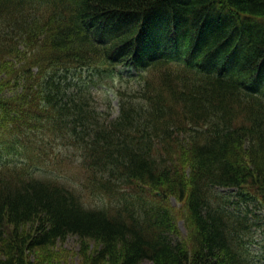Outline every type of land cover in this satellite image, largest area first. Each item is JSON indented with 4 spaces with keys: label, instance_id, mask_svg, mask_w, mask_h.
<instances>
[{
    "label": "trees",
    "instance_id": "obj_1",
    "mask_svg": "<svg viewBox=\"0 0 264 264\" xmlns=\"http://www.w3.org/2000/svg\"><path fill=\"white\" fill-rule=\"evenodd\" d=\"M86 68L135 71L115 117ZM54 146L96 205L40 172ZM258 225L264 0H0V264H57L69 235L81 264H260Z\"/></svg>",
    "mask_w": 264,
    "mask_h": 264
},
{
    "label": "rangeland",
    "instance_id": "obj_2",
    "mask_svg": "<svg viewBox=\"0 0 264 264\" xmlns=\"http://www.w3.org/2000/svg\"><path fill=\"white\" fill-rule=\"evenodd\" d=\"M81 72L75 77V85L89 88L92 99H94L95 111L101 120L109 116L111 118L115 117L118 114V102L115 95L117 90L130 93L135 91L139 85V78L132 69L117 68L115 75L110 78L99 77L91 68H86L83 71L81 70ZM107 99H110V104ZM79 156V152L75 149L54 146L53 158L42 166L40 172L45 176L62 180L67 186L81 191L84 201L88 205L93 206L98 203V200L87 192V174L82 170ZM172 203L176 209H181V204L175 200H172ZM180 230L183 234L185 233L182 223H180ZM88 242L94 247L95 243L93 241ZM79 247L80 242L77 236H67L55 248L60 257L57 264H81V257L78 252ZM250 249L254 253L255 259L257 258L260 264H264V232L261 227H256L254 230V240L253 243H250ZM142 264L153 263L146 260Z\"/></svg>",
    "mask_w": 264,
    "mask_h": 264
}]
</instances>
